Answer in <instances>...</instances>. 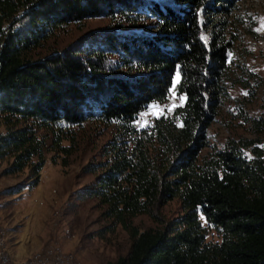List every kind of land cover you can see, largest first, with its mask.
Listing matches in <instances>:
<instances>
[{
    "label": "trees",
    "instance_id": "trees-1",
    "mask_svg": "<svg viewBox=\"0 0 264 264\" xmlns=\"http://www.w3.org/2000/svg\"><path fill=\"white\" fill-rule=\"evenodd\" d=\"M237 1L0 0V172L26 169L8 193L37 184L45 153L64 166L90 146L76 193L94 200L99 237L125 231L114 264H264V76L232 57ZM92 18L107 23L82 32ZM177 73L183 105L137 124ZM234 84L228 121L249 135L209 141Z\"/></svg>",
    "mask_w": 264,
    "mask_h": 264
},
{
    "label": "rangeland",
    "instance_id": "rangeland-1",
    "mask_svg": "<svg viewBox=\"0 0 264 264\" xmlns=\"http://www.w3.org/2000/svg\"><path fill=\"white\" fill-rule=\"evenodd\" d=\"M236 12L242 17L238 26L237 38L233 41V54L235 58L242 59L252 71L259 76H264V30L256 31L264 22V0H238ZM105 18H92L86 21L83 31L105 26ZM81 31L71 30L70 36L77 35ZM67 33V34H68ZM67 40L68 35L61 36ZM235 74V73H233ZM233 76V75H231ZM173 77L168 92L163 101H152L144 110L136 116L135 122L144 125L151 122L158 115H171L167 109L173 104H180L175 96H183L173 89ZM228 95L219 105L213 119L205 128L209 141H220L228 133L248 134L246 125H237V121L230 120L233 104L245 91L239 85L234 84L228 88ZM258 90L257 96L263 92ZM255 100L252 105L256 104ZM158 105L157 109H151V105ZM155 111L157 114L152 115ZM148 112V115H142ZM146 123V124H147ZM241 124V123H240ZM1 130V127H0ZM105 136H100L95 142L98 144ZM206 147L202 148L204 151ZM92 147L86 146L72 155L67 165H60L50 161V152L45 153V160L39 172V179L35 186L24 187L22 194L10 195L6 188L21 181L26 169L14 174H2L0 172V246L6 261H13L6 248L5 223H10L11 213H14L16 227L27 228L28 242L33 248L25 260H32V256L41 255L44 249L54 248L56 255L62 259L72 256L71 264H114L115 257L123 253L127 245V235L118 225L114 226L99 237L98 230L105 223L97 216L98 209L94 206V200L90 197H78L76 189L86 186L92 179V175L82 171L81 166L89 159ZM4 162L0 161V170ZM20 190V191H21ZM19 192V191H18ZM163 212L172 215L178 212L179 207L175 199L169 200L162 207ZM10 219V220H9ZM133 223L143 227L150 223L147 216L140 214L133 217ZM3 238V239H2ZM206 238L215 239L213 230L207 232ZM26 255V256H27Z\"/></svg>",
    "mask_w": 264,
    "mask_h": 264
},
{
    "label": "crops",
    "instance_id": "crops-1",
    "mask_svg": "<svg viewBox=\"0 0 264 264\" xmlns=\"http://www.w3.org/2000/svg\"><path fill=\"white\" fill-rule=\"evenodd\" d=\"M18 194H22L23 190L19 192H15ZM12 193V195H18ZM11 219L10 223L8 222L7 224L5 223L4 216L2 215L3 222H4V227H5V232H6V248L11 256V258L16 259V260H25L28 255H30V252L33 248L32 244L28 242L29 236H28V231L27 228H20L16 227L15 221H13L14 213H11ZM30 252V253H29ZM29 253V254H28ZM28 254V255H27ZM27 255V256H26Z\"/></svg>",
    "mask_w": 264,
    "mask_h": 264
},
{
    "label": "built area",
    "instance_id": "built-area-1",
    "mask_svg": "<svg viewBox=\"0 0 264 264\" xmlns=\"http://www.w3.org/2000/svg\"><path fill=\"white\" fill-rule=\"evenodd\" d=\"M0 236H2L0 234ZM72 256L70 254L69 259H62L56 255L54 248L44 249L41 255L32 256V260H16L13 261H3L2 251L0 246V264H71Z\"/></svg>",
    "mask_w": 264,
    "mask_h": 264
},
{
    "label": "snow or ice",
    "instance_id": "snow-or-ice-1",
    "mask_svg": "<svg viewBox=\"0 0 264 264\" xmlns=\"http://www.w3.org/2000/svg\"><path fill=\"white\" fill-rule=\"evenodd\" d=\"M261 30H264V22H262L261 23V26H260V28H257L256 29V31H261ZM178 77H179V73H177V79L176 80H174L173 81V89H175V87H176V85L179 83V79H178ZM173 98L174 99H179V101H180V105L179 106H182L183 105V102L186 100V97L185 96H179V97H176L175 96V92L173 91ZM178 105L177 104H175V103H173L168 109H167V111H169V112H171L175 107H177ZM159 106L158 105H151L150 106V108L151 109H157ZM149 113L148 112H146V113H143L142 115H148ZM151 114L152 115H156L157 113L155 112V111H152L151 112ZM160 114H163V110H161V113ZM146 121H145V125H146Z\"/></svg>",
    "mask_w": 264,
    "mask_h": 264
},
{
    "label": "bare ground",
    "instance_id": "bare-ground-1",
    "mask_svg": "<svg viewBox=\"0 0 264 264\" xmlns=\"http://www.w3.org/2000/svg\"><path fill=\"white\" fill-rule=\"evenodd\" d=\"M0 233H1V230H0ZM1 237V236H0ZM1 239V238H0ZM3 239V238H2ZM1 243V242H0ZM1 251H2V260L3 261H6L7 260V257L5 256V255H3L4 253H3V248H1ZM58 256V255H57Z\"/></svg>",
    "mask_w": 264,
    "mask_h": 264
}]
</instances>
